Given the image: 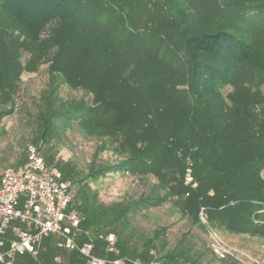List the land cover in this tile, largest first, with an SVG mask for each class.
<instances>
[{
    "label": "trees",
    "instance_id": "1",
    "mask_svg": "<svg viewBox=\"0 0 264 264\" xmlns=\"http://www.w3.org/2000/svg\"><path fill=\"white\" fill-rule=\"evenodd\" d=\"M50 22V36L39 39ZM14 30L22 41L10 35ZM19 48L29 54L28 70L51 52L33 138L39 152L37 141L58 138L77 124L98 139L94 155L108 150L124 157L93 158L87 165L78 191L84 227L114 233L121 255L146 261L165 229L154 230L139 250L121 230L130 214L162 205L166 195L152 188L102 206L88 199V182L125 171L160 177L170 169L179 175L174 192L189 191L179 204L191 222L201 224L203 206L215 228L264 242V0H0L4 99L22 69ZM227 84L232 90L223 96ZM62 85L81 89L90 101L61 98ZM10 112L0 110V120ZM185 159L194 189L182 182ZM59 169L63 179L73 176L67 164ZM54 242L45 237L36 257L19 255L13 264L53 263ZM59 251L69 264L81 262L76 251ZM208 254L213 256L206 243L180 240L160 259L201 264Z\"/></svg>",
    "mask_w": 264,
    "mask_h": 264
},
{
    "label": "rangeland",
    "instance_id": "2",
    "mask_svg": "<svg viewBox=\"0 0 264 264\" xmlns=\"http://www.w3.org/2000/svg\"><path fill=\"white\" fill-rule=\"evenodd\" d=\"M142 1L147 2L148 0ZM54 24L55 22L46 24L38 35L39 39H47ZM10 35L18 37L20 41L24 38L16 30L11 31ZM50 56L51 52L48 51L35 70H28L25 65L29 54L23 48H19L18 59L22 69L17 77L16 87L10 93V98L4 99L0 94V110H11L0 120V169L18 165L17 163L26 156L27 146L35 144L33 138L37 131L36 114L41 92L47 82ZM259 89L264 94V86L262 85ZM231 90L230 84L225 85L222 89L223 96H226ZM59 96L63 99L84 98L89 101L91 98L81 89L68 88L65 85L60 87ZM98 142L96 137L85 134L77 124L66 126L58 138L45 143L37 141L40 146V154L48 167L55 166L59 169L61 165H68L73 176L66 180L70 182L73 199H79L78 191L82 185L81 179L91 159L94 158L97 162H114L124 158L108 150L94 155ZM184 164L182 182L185 186L194 189L184 181V173L186 168L190 167L188 165L190 163L185 159ZM178 179L179 175L176 171L172 172L170 169H163V174L160 177L153 171H148L146 175L128 171L112 172L98 181H89L87 196L94 204L106 206L115 202L135 199L152 188H157L161 194L166 195V200L160 206L129 215L124 229L121 230L127 244L139 250L143 246V242L152 236L154 230L164 228L159 239H155L154 244L150 247L160 252L161 255L176 247L180 240L196 246H200L203 242L209 247L206 227L191 222V216L185 214L180 207L179 202L189 195V191L174 192ZM80 206L81 204L79 209ZM80 211L85 218L81 209ZM210 226L229 250V254L224 258H233L237 262L236 264H264V242L260 238L247 234H231ZM57 253L63 257L64 261L61 264H67L65 255L60 251ZM212 255L208 254L203 257L204 260L201 264H222L221 258ZM187 263L183 259L175 261V264Z\"/></svg>",
    "mask_w": 264,
    "mask_h": 264
},
{
    "label": "built area",
    "instance_id": "3",
    "mask_svg": "<svg viewBox=\"0 0 264 264\" xmlns=\"http://www.w3.org/2000/svg\"><path fill=\"white\" fill-rule=\"evenodd\" d=\"M184 181L196 186L191 167L186 168ZM70 187L57 167L46 165L34 144L27 146L23 163L0 169V264H13L23 254L36 257L49 235L56 237L58 249L76 251L82 264H161L154 248L148 249L146 261L127 258L121 255L114 233L84 227L81 202L73 199ZM198 218L207 229L212 254L227 256L229 250L209 225L205 207H200ZM98 242L101 253L95 254ZM54 261L60 263L61 256L55 255Z\"/></svg>",
    "mask_w": 264,
    "mask_h": 264
},
{
    "label": "crops",
    "instance_id": "4",
    "mask_svg": "<svg viewBox=\"0 0 264 264\" xmlns=\"http://www.w3.org/2000/svg\"><path fill=\"white\" fill-rule=\"evenodd\" d=\"M49 236H53V237L55 238V242H56V237H55L54 235H49ZM47 237H48V236H47ZM42 242H43V240H42ZM42 242H41L40 249H41V248H44V245L42 244ZM55 242H54V245H55ZM55 247H56V245H55ZM56 248H57V247H56ZM40 249H39V250H40ZM57 250H58L57 252H59L60 249L57 248ZM63 251L71 252V250H63ZM60 252H61V251H60ZM57 254H58V253H57ZM57 254H54V256L57 255ZM58 255H60V254H58ZM54 256L52 257L53 263H51V264H61V263L64 261L62 255H60V256H61V262H60V263H57V262L54 261ZM80 257H81V256H80ZM125 257H127V258H131V257H128V256H125ZM131 259H139V258H131ZM82 261H83V259L81 258V262H78L77 264H82ZM66 262H67V264H69L67 259H66Z\"/></svg>",
    "mask_w": 264,
    "mask_h": 264
}]
</instances>
